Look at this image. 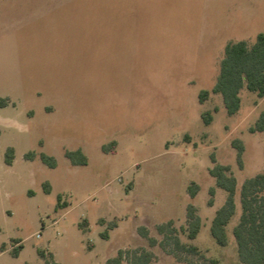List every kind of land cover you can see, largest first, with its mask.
Masks as SVG:
<instances>
[{
  "label": "rangeland",
  "instance_id": "rangeland-1",
  "mask_svg": "<svg viewBox=\"0 0 264 264\" xmlns=\"http://www.w3.org/2000/svg\"><path fill=\"white\" fill-rule=\"evenodd\" d=\"M258 33L264 0H0V264H45L38 251L59 264H105L133 250L150 253L149 264H242L232 230L242 184L264 174V132L249 130L264 98L243 89L228 115L211 90L225 45ZM77 150L83 165L66 157ZM216 164L237 180L225 247L210 233L226 198L209 174ZM188 204L201 220L194 240ZM170 230L203 257L178 250Z\"/></svg>",
  "mask_w": 264,
  "mask_h": 264
},
{
  "label": "trees",
  "instance_id": "trees-1",
  "mask_svg": "<svg viewBox=\"0 0 264 264\" xmlns=\"http://www.w3.org/2000/svg\"><path fill=\"white\" fill-rule=\"evenodd\" d=\"M246 89L255 93L258 98H264V34L258 33L254 42L249 43L245 40L230 41L224 47L223 56L219 64V74L212 87V92L219 94L222 98L224 108L228 115L236 114L241 105L240 92ZM208 91L203 90L199 93V102H203L208 97ZM6 100L0 98V105L5 106ZM212 119L210 112L202 114V120L205 124H209ZM250 132H264V112H261ZM115 142L111 143V149L114 148ZM233 146L237 149V162L241 166L243 145L241 141L234 140ZM104 151H108L107 147H103ZM109 149V150H111ZM36 154L29 152L25 155V159H33ZM40 160L49 168H55L57 163L54 157L44 153L39 155ZM66 157L72 165L85 164L86 157L80 150L66 152ZM14 160L13 148H8L5 152V164L12 165ZM209 174L215 179L217 188L226 192L224 204L219 208L212 220L210 233L217 245L225 247L228 244L226 234V226L236 213V193L237 180L230 173L228 166L216 164L209 170ZM43 189L45 193L50 192L48 182L44 183ZM198 191V186L194 183L188 188L190 197H194ZM211 198L209 205L213 204L212 197L215 194V188L209 189ZM60 196H58L57 206L60 207ZM240 205L241 214L238 223L233 227L232 234L236 244V252L238 259L242 264H264V174H258L247 179L240 189ZM187 232L188 238L194 240L199 233L201 227L200 217L196 214V209L192 204L186 207ZM171 223L160 225V232H163ZM170 234L166 235L171 238L174 246L184 252L203 257L195 246H185L179 243L174 232L170 230ZM144 237L148 238L147 232L142 231ZM171 236V237H170ZM103 238H107V233H102ZM151 243L153 240L149 238ZM21 247L13 250V255L18 256ZM39 255L45 260V264H59L54 261L53 255H46L43 251H38ZM123 259H127L129 264H149L151 254L148 252L118 251L117 255L108 259L105 264H122ZM208 264H221L218 259H206ZM193 264V263H190Z\"/></svg>",
  "mask_w": 264,
  "mask_h": 264
},
{
  "label": "clouds",
  "instance_id": "clouds-1",
  "mask_svg": "<svg viewBox=\"0 0 264 264\" xmlns=\"http://www.w3.org/2000/svg\"><path fill=\"white\" fill-rule=\"evenodd\" d=\"M16 131L26 133L28 131V127L26 125L17 123Z\"/></svg>",
  "mask_w": 264,
  "mask_h": 264
}]
</instances>
